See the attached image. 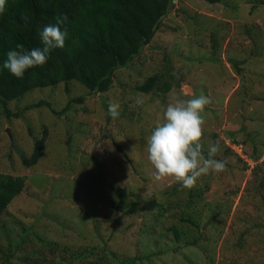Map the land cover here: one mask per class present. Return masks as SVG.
I'll use <instances>...</instances> for the list:
<instances>
[{"label":"rangeland","instance_id":"1","mask_svg":"<svg viewBox=\"0 0 264 264\" xmlns=\"http://www.w3.org/2000/svg\"><path fill=\"white\" fill-rule=\"evenodd\" d=\"M174 5L150 45L128 68L116 72L113 88L84 104L90 114L82 107L61 115L53 111L86 96L77 82H71L69 95L61 84L9 102L8 109L22 113L20 117L9 119L0 104V171L27 179L25 191L9 210L26 228L69 244L73 253L96 248L75 264L98 256L114 264L101 251L105 243L121 260L137 258L135 264H264V190L259 191L258 182H248L253 177L248 163L246 171L237 162L234 169L198 179L196 185L208 190L209 205H198L203 209L195 246L186 239H160V224H151L157 236L146 233L141 219L109 207L120 200V188L150 197L175 182L155 180L146 152L147 138L158 121L164 122L170 103L209 97L203 113L204 152L217 134L248 162L264 161V0H174ZM155 75L170 92L136 91ZM41 101L50 107H34ZM110 103L119 104V118L109 115ZM44 128L49 130L45 157L38 169H28L23 156L32 153L33 137L40 138ZM96 194L109 204L102 205ZM22 231L18 221L0 219L1 244L7 245L9 238L21 240Z\"/></svg>","mask_w":264,"mask_h":264},{"label":"trees","instance_id":"2","mask_svg":"<svg viewBox=\"0 0 264 264\" xmlns=\"http://www.w3.org/2000/svg\"><path fill=\"white\" fill-rule=\"evenodd\" d=\"M205 1L216 4L223 0ZM174 7V0H7L6 11L0 14V104H4L7 117L11 119L22 115L8 109L9 102L20 101L35 90L59 87L61 84H64L69 95L71 82H77L86 89V96L69 100L64 110L57 112L53 109L54 113L61 115L72 112L76 107H82L86 115L90 114L91 111L89 112L84 104L89 98L105 94L113 88L116 72L128 68L142 54L170 17ZM65 15L68 19L61 26V30L66 29L68 33L65 47L53 49L44 66L27 70L23 79L16 78L3 67L6 53L17 44H23L29 51L42 47L40 31L46 25L54 24L57 16ZM22 16L29 18L27 27L21 19ZM249 29L252 34L251 28ZM160 85L161 80L155 75L144 85L136 87V91L146 94L155 89L166 94L171 91L168 84L163 87ZM80 89L78 87V90ZM43 105L50 107L45 101L35 104L34 107ZM85 124L79 122L80 126ZM78 131L81 130H76ZM31 135L34 134L31 132ZM33 138L32 153L22 159L28 169H38L40 161L45 157L49 142L48 128H44L40 138L35 135ZM213 141L214 144L220 142L219 135L214 134ZM234 143H237V140ZM219 144L220 151L215 158L226 160L228 169H234L237 162L243 164L245 171L251 167L253 177L248 182H258L259 191L264 190V161L257 164L253 162L252 165L248 161L245 162L225 141L222 140ZM204 154L207 155V152ZM258 176H261L260 180ZM26 181L25 177L0 171V219L12 218L18 221L23 229L21 240L9 238L7 245L0 243V264H75L76 261H82L88 255L94 254L96 248L73 253L72 249L67 247L69 244L49 241L32 227L26 228L25 223L10 212L9 205L25 191ZM199 185L187 189L175 181L162 192L150 197L133 191L128 193L120 188L117 192L120 194V200L111 204L105 197L96 194L95 198L104 206L109 204L110 208L141 219L142 223L145 222L146 233L157 236L151 224H160L164 230L161 236H158L160 239L171 237L175 242H183L182 240L186 239L187 245L195 246L198 244L197 234L201 229L199 216L203 208L200 206L203 203L209 205L205 199L208 190ZM260 195L264 199V192H260ZM129 197L130 200H127ZM178 209L181 211L178 212ZM166 220L169 221L168 225L165 224ZM106 244L101 251L105 256H110L114 264L136 263L137 258L121 260L116 252L108 251ZM25 245H33L32 250L24 249ZM37 245L39 248H36ZM56 251L60 252V257L55 258ZM45 252L49 257L44 255ZM69 255L70 258L67 259ZM104 258L98 256L96 260L86 264H108L107 258L105 262L102 260Z\"/></svg>","mask_w":264,"mask_h":264},{"label":"clouds","instance_id":"3","mask_svg":"<svg viewBox=\"0 0 264 264\" xmlns=\"http://www.w3.org/2000/svg\"><path fill=\"white\" fill-rule=\"evenodd\" d=\"M6 3L7 0H0V14L5 13ZM21 19L27 27L29 18L22 16ZM67 19L66 15L57 16L54 24L46 25L40 31L42 47L29 51L23 44H17L6 53L3 67L16 78L23 79L27 70L44 66L53 49L65 47L68 33L66 29L62 31L61 26ZM137 103L142 101L138 99ZM210 103L209 97L200 95L167 106L164 122L158 121L147 138V159L155 169V180L172 179L181 183L182 187L192 189L201 176L226 170L227 161L215 158L220 151L219 141L210 144L207 155L204 154L203 113ZM119 108L118 103L109 104L108 113L113 119L119 118ZM243 159L247 161L244 157Z\"/></svg>","mask_w":264,"mask_h":264},{"label":"water","instance_id":"4","mask_svg":"<svg viewBox=\"0 0 264 264\" xmlns=\"http://www.w3.org/2000/svg\"><path fill=\"white\" fill-rule=\"evenodd\" d=\"M8 132H9V130H8Z\"/></svg>","mask_w":264,"mask_h":264}]
</instances>
